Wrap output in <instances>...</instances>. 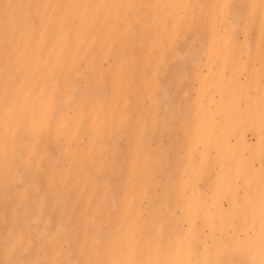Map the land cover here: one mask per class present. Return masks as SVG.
<instances>
[{
	"label": "bare ground",
	"instance_id": "1",
	"mask_svg": "<svg viewBox=\"0 0 264 264\" xmlns=\"http://www.w3.org/2000/svg\"><path fill=\"white\" fill-rule=\"evenodd\" d=\"M0 264H264V0H0Z\"/></svg>",
	"mask_w": 264,
	"mask_h": 264
}]
</instances>
